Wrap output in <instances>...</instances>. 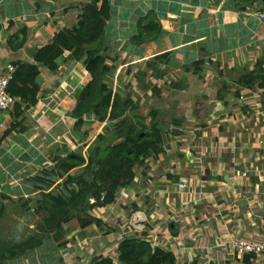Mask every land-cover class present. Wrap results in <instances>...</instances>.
Masks as SVG:
<instances>
[{
  "label": "crops",
  "instance_id": "0c3cea01",
  "mask_svg": "<svg viewBox=\"0 0 264 264\" xmlns=\"http://www.w3.org/2000/svg\"><path fill=\"white\" fill-rule=\"evenodd\" d=\"M91 1L0 0V73L8 63L33 62L36 50L61 28L76 25L83 5ZM109 4L102 40L109 62L116 64L109 80L116 89L147 70L146 78L160 89L155 94L137 89L140 112L148 116L155 109L169 137L161 158L150 159L146 174L122 188L125 195L93 211L98 223L65 226L64 261L89 264L99 254L116 258L125 224L138 212L146 221L133 233L156 232L157 243L174 252L177 264H245L239 257L229 260L228 244L236 237L264 240V209L259 210L264 206V88L240 87L236 78L264 60V22L256 14L264 0ZM23 28L26 40L16 49L9 40ZM68 53L54 71L40 65L42 87L35 105L17 106L15 100L0 113V209L38 194L36 176L53 167L66 148L87 157L109 124L87 114L75 131L72 112L90 74ZM160 54H166L158 65L163 74L155 77L147 63ZM198 60H204L203 69L194 73L189 67ZM146 100L150 107H143ZM184 178L191 184L182 192L177 184ZM246 197L248 203L241 204ZM84 238L91 242L82 252L78 244ZM33 260L52 262L49 255L42 260L38 250L23 262Z\"/></svg>",
  "mask_w": 264,
  "mask_h": 264
},
{
  "label": "trees",
  "instance_id": "16d2710c",
  "mask_svg": "<svg viewBox=\"0 0 264 264\" xmlns=\"http://www.w3.org/2000/svg\"><path fill=\"white\" fill-rule=\"evenodd\" d=\"M109 16V0L87 2L81 9L77 24L56 32L52 41L36 50L33 62H14L16 69L7 89L16 98L15 105L24 102L26 107H31L38 102L42 87L40 65L54 71L68 51L67 57L82 61L90 74V80L79 93L72 112L76 119L75 131L83 127L84 115L87 114H93L98 121L109 124L103 133L95 137L87 157L66 148L65 155L60 153L56 157L53 167L36 176V188L40 192L20 198L18 203L39 219L21 238L15 234L0 236V264H26L23 262L26 256L43 246L49 247V243H55L56 250L60 247L65 249V226L68 223L85 228L99 222L93 211L113 203L123 187L132 184L137 176L146 174L150 159H159L164 154L169 128L159 122L155 109L148 116L140 112V99L132 89L133 84L140 85L143 81L144 89H151L153 94L159 92L157 84L146 78L148 71H138L134 83L128 82L116 89L109 80L116 69L114 60L109 62L112 58L102 45ZM25 29L9 40L13 41L16 49L25 43ZM165 56L160 54L147 63V69H151L155 77L163 74L158 65ZM203 64L204 60H198L189 68L199 73ZM236 82L240 87L264 88V60L259 59L252 68H245ZM4 208L5 205H1L0 216ZM172 231L175 235L179 233L174 226ZM147 234L143 231L140 236L123 239L116 258L96 255L89 264H176L174 252L162 246H153L146 238ZM44 253L42 260L49 255ZM251 257V254L244 256L245 264H250ZM59 259L61 264H68L61 254Z\"/></svg>",
  "mask_w": 264,
  "mask_h": 264
},
{
  "label": "built area",
  "instance_id": "2783aa9c",
  "mask_svg": "<svg viewBox=\"0 0 264 264\" xmlns=\"http://www.w3.org/2000/svg\"><path fill=\"white\" fill-rule=\"evenodd\" d=\"M256 14H257L258 18L262 22H264V6ZM15 69H16V65L14 63H8L5 67V69L0 73V113L3 112L4 110L8 109L16 100V98L14 96H12L7 89ZM134 89L136 90V93H138L137 92L138 88H137L136 84H134ZM245 98H246V96L244 94L240 95L241 100L242 99L244 100ZM251 115H252V113H251ZM251 115H249V117ZM242 124L244 126L247 125V123H245V121H242ZM168 137H169V135L166 136V141H168ZM190 184L191 183L188 181V179L184 178L177 184V187L180 191L185 192L189 189ZM123 195H125V190L121 189L117 197L119 198V197H122ZM145 221H146V216L143 214H138V212H136L132 216H130V218L126 222L125 228L123 229L122 234L120 236L121 241L123 239H125L126 237L134 236L135 234L133 232L138 231L137 229H139V226L141 224H143ZM142 228L143 227H141L140 229H142ZM155 234L157 235L156 232H154V234H151V235L147 234L148 236H146V238L152 243L153 246H158L159 244L157 243ZM90 242H91L90 238L82 239L78 244L80 247V251H82V252L86 251L87 247L90 245ZM179 245H181V246L184 245L182 238L179 239ZM220 245H221V240L217 239L214 243V246L219 247ZM228 245H229L228 247L232 251L231 252V258L229 259L230 261H233V259L235 257L236 258L239 257L243 260V258L246 254H251V256H252L250 259L251 261H256V260L261 259L263 264H264V240L253 241V240H245V239L236 237V238H233L229 242ZM99 255H101V254H99ZM105 256H109V255H105Z\"/></svg>",
  "mask_w": 264,
  "mask_h": 264
},
{
  "label": "rangeland",
  "instance_id": "374dc122",
  "mask_svg": "<svg viewBox=\"0 0 264 264\" xmlns=\"http://www.w3.org/2000/svg\"><path fill=\"white\" fill-rule=\"evenodd\" d=\"M140 77L142 78L141 74H140ZM127 83L128 82L121 83L120 85L122 87L124 86V84L126 85ZM142 84H143V81L140 82V85L136 84L137 88L141 89L144 93H148L149 90L152 91L151 89H144ZM132 89L134 91V94L137 95L136 90L134 89V84H133ZM143 107H150L149 101L146 100L143 104ZM263 209H264V206L259 210L262 211ZM38 219L39 217L33 214L31 210H24L20 206V203L8 201L7 205H5L3 214L0 216V236L6 237V236H12L15 234L16 237L21 238L23 235L25 236V234H27L30 231V228H32L35 225ZM75 227L76 226L74 225L70 229H73ZM48 245L49 247L43 246L40 249H38L39 255L41 256L42 253L44 252L49 253V257L51 258V261H52L50 262L51 264H61L59 255L63 253L64 249L62 247L57 248V250L54 249L55 243H49ZM33 262L32 264H34Z\"/></svg>",
  "mask_w": 264,
  "mask_h": 264
},
{
  "label": "water",
  "instance_id": "95a60500",
  "mask_svg": "<svg viewBox=\"0 0 264 264\" xmlns=\"http://www.w3.org/2000/svg\"><path fill=\"white\" fill-rule=\"evenodd\" d=\"M216 104H219V101H216ZM249 200H250V197H249V198L246 197V198H243V199L240 201V203H241V204H247Z\"/></svg>",
  "mask_w": 264,
  "mask_h": 264
}]
</instances>
